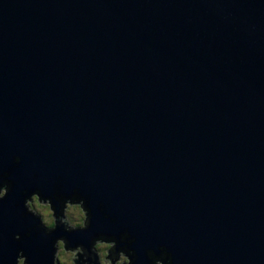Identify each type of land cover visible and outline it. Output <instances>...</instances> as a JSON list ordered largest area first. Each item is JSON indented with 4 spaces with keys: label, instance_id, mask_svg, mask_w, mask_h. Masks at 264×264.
I'll return each instance as SVG.
<instances>
[{
    "label": "water",
    "instance_id": "obj_1",
    "mask_svg": "<svg viewBox=\"0 0 264 264\" xmlns=\"http://www.w3.org/2000/svg\"><path fill=\"white\" fill-rule=\"evenodd\" d=\"M0 169V264L125 229L137 264H264V0H0ZM36 188L90 229L25 237Z\"/></svg>",
    "mask_w": 264,
    "mask_h": 264
},
{
    "label": "clouds",
    "instance_id": "obj_2",
    "mask_svg": "<svg viewBox=\"0 0 264 264\" xmlns=\"http://www.w3.org/2000/svg\"><path fill=\"white\" fill-rule=\"evenodd\" d=\"M21 162L20 156L14 158V164L19 165ZM10 174L9 171L0 169V201L14 190V181L8 179ZM22 194L25 211L21 213V217L30 214L38 220V223L25 231V237H31L33 233L51 237L57 229L68 234L86 232L92 225L93 214L88 198L78 188H73L70 195H65L59 189L51 195H44L41 188L30 193L23 189ZM105 218L108 219L107 216ZM115 220V217H111L112 223ZM22 239L19 233L14 236L18 243ZM135 242L136 237L127 229L118 238L114 234L97 233L91 236L88 246L78 243L73 247L67 235H60L51 240V264H137L138 253L131 247ZM145 254L150 264H179L165 245L159 246L158 254L151 248ZM15 264H30L29 257L22 248L17 250Z\"/></svg>",
    "mask_w": 264,
    "mask_h": 264
}]
</instances>
